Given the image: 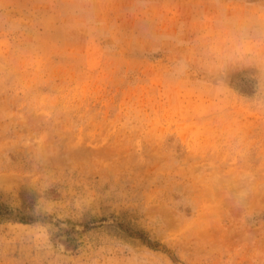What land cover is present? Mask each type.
Instances as JSON below:
<instances>
[{
	"label": "rangeland",
	"instance_id": "obj_1",
	"mask_svg": "<svg viewBox=\"0 0 264 264\" xmlns=\"http://www.w3.org/2000/svg\"><path fill=\"white\" fill-rule=\"evenodd\" d=\"M250 10L0 0V264H264V53L220 24Z\"/></svg>",
	"mask_w": 264,
	"mask_h": 264
},
{
	"label": "clouds",
	"instance_id": "obj_2",
	"mask_svg": "<svg viewBox=\"0 0 264 264\" xmlns=\"http://www.w3.org/2000/svg\"><path fill=\"white\" fill-rule=\"evenodd\" d=\"M220 24L231 55L243 59L264 53V10L225 17Z\"/></svg>",
	"mask_w": 264,
	"mask_h": 264
},
{
	"label": "trees",
	"instance_id": "obj_3",
	"mask_svg": "<svg viewBox=\"0 0 264 264\" xmlns=\"http://www.w3.org/2000/svg\"><path fill=\"white\" fill-rule=\"evenodd\" d=\"M11 214H12V212H11ZM0 215H2L1 212H0Z\"/></svg>",
	"mask_w": 264,
	"mask_h": 264
}]
</instances>
